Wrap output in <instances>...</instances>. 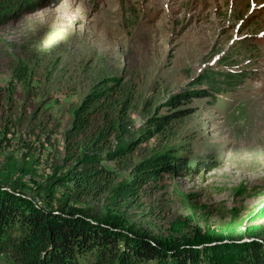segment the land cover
<instances>
[{"label": "rangeland", "instance_id": "rangeland-1", "mask_svg": "<svg viewBox=\"0 0 264 264\" xmlns=\"http://www.w3.org/2000/svg\"><path fill=\"white\" fill-rule=\"evenodd\" d=\"M13 14L0 22V193L107 222L121 251L147 236L168 263L182 248L204 264L219 246L264 244V0H29ZM111 77L127 98V132L110 148L133 141V150L124 167L101 162L115 170L107 190L80 194L63 164L64 132ZM177 94L187 101L172 107ZM183 108L168 131L137 139L151 117ZM167 149L195 170L118 200L132 164Z\"/></svg>", "mask_w": 264, "mask_h": 264}, {"label": "trees", "instance_id": "trees-1", "mask_svg": "<svg viewBox=\"0 0 264 264\" xmlns=\"http://www.w3.org/2000/svg\"><path fill=\"white\" fill-rule=\"evenodd\" d=\"M28 2L0 0V22L13 18L12 13ZM218 74V70L210 72L214 78ZM210 75L205 72L202 84L211 83ZM121 84V79L111 77L94 85L74 108L71 124L65 129L63 164L70 182L80 194L98 195L107 190L114 181L115 170L101 162L112 161L124 167L133 150V141L110 148L113 136L127 132V125L122 122L126 115L122 108H126L127 98L126 95L121 98L124 96ZM187 97L177 94L167 103L176 107L186 102ZM188 113L189 110L183 108L151 117L149 126L137 139L144 141L153 134L168 131L173 120ZM207 168L212 167L208 165ZM130 170V179L116 187V198L120 201L138 198L140 191L163 175L173 172L187 175L195 169L188 166L182 156L174 155L173 149H167L155 151L133 163ZM15 199L27 203L28 207H17ZM114 228L107 222L89 221L71 210H43L25 197L0 193L2 264H136L159 258H162L160 264H202L198 251L191 248L177 250L173 261L168 263L164 249L147 236L131 241V246L121 251L119 235ZM239 246L237 250L219 246L216 249L218 257H207L204 264H264L263 243L252 241Z\"/></svg>", "mask_w": 264, "mask_h": 264}]
</instances>
